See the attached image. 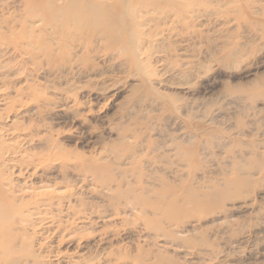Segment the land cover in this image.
Listing matches in <instances>:
<instances>
[{
    "label": "rangeland",
    "instance_id": "obj_1",
    "mask_svg": "<svg viewBox=\"0 0 264 264\" xmlns=\"http://www.w3.org/2000/svg\"><path fill=\"white\" fill-rule=\"evenodd\" d=\"M0 206V264H264V0H0Z\"/></svg>",
    "mask_w": 264,
    "mask_h": 264
},
{
    "label": "bare ground",
    "instance_id": "obj_2",
    "mask_svg": "<svg viewBox=\"0 0 264 264\" xmlns=\"http://www.w3.org/2000/svg\"><path fill=\"white\" fill-rule=\"evenodd\" d=\"M78 2V0H75V2ZM126 22V21H125ZM129 27V26H128ZM0 208H2L1 206H0ZM34 255V254H33ZM89 259H94V257H91V258H89ZM14 260H16V259H14Z\"/></svg>",
    "mask_w": 264,
    "mask_h": 264
}]
</instances>
